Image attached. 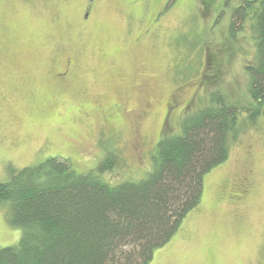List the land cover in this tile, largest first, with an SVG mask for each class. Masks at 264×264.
Masks as SVG:
<instances>
[{"label": "rangeland", "instance_id": "rangeland-1", "mask_svg": "<svg viewBox=\"0 0 264 264\" xmlns=\"http://www.w3.org/2000/svg\"><path fill=\"white\" fill-rule=\"evenodd\" d=\"M210 2L204 13L198 0H0V183L11 168L51 158L89 172L115 150L119 164L103 179L141 180L164 132L179 135L201 99L221 91L252 102L239 55L228 63L220 52L243 0ZM235 44L240 53L248 46ZM261 110L151 264H264ZM22 236L0 206V248Z\"/></svg>", "mask_w": 264, "mask_h": 264}, {"label": "trees", "instance_id": "trees-1", "mask_svg": "<svg viewBox=\"0 0 264 264\" xmlns=\"http://www.w3.org/2000/svg\"><path fill=\"white\" fill-rule=\"evenodd\" d=\"M249 17L261 29L259 63L249 69L251 103L221 91L201 99L204 105L184 117L179 135L164 132L141 180L113 185L103 179L119 164L116 150L85 173L61 158L11 168L9 181L0 183V206L9 205L10 222L23 236L18 247L0 248V264H151L200 206L205 177L228 162L231 146L262 115L264 0H243L235 9L231 39ZM220 52L232 57L226 43Z\"/></svg>", "mask_w": 264, "mask_h": 264}, {"label": "crops", "instance_id": "crops-1", "mask_svg": "<svg viewBox=\"0 0 264 264\" xmlns=\"http://www.w3.org/2000/svg\"><path fill=\"white\" fill-rule=\"evenodd\" d=\"M199 4H201V6H203L202 11H204V13L209 12L210 8L212 7V2H210V0H198ZM199 6V5H198ZM224 9V8H223ZM225 12V11H224ZM224 15V14H223ZM222 15V16H223ZM221 18V17H220ZM220 18L217 17V22L220 21ZM231 19V25H232V21H233V15L230 17ZM261 34V29L260 26L256 23V21L252 18H248V20L243 23V25L240 26L239 30L237 31L236 34V41H234L233 39H231V35L229 33V36L224 40V44L226 43L227 46L230 47V49H233V47H235L234 50H232V57L228 56L227 60L228 63H230V61H232V58L236 59L235 55H239V66L241 68V70L243 71L244 75L246 76V80H250L251 77V72H250V67L253 66H257L259 63V57H260V40H259V36ZM247 37H251V42L247 40ZM239 39H243L245 40V42L248 44V46L243 47L244 48V53H240L238 52L239 49L236 48V44L235 42H237V40ZM234 44V45H232ZM251 82V80H250Z\"/></svg>", "mask_w": 264, "mask_h": 264}, {"label": "flooded vegetation", "instance_id": "flooded-vegetation-1", "mask_svg": "<svg viewBox=\"0 0 264 264\" xmlns=\"http://www.w3.org/2000/svg\"><path fill=\"white\" fill-rule=\"evenodd\" d=\"M228 56H229V54H228ZM211 59L212 58L209 57V60H211ZM69 75H70V70L68 68H66L65 71H63L62 73H59L58 74V78H60V79H66ZM243 188H244V193L245 194H248V192H249V190L251 188V184H249L248 182H246V183L243 184Z\"/></svg>", "mask_w": 264, "mask_h": 264}]
</instances>
